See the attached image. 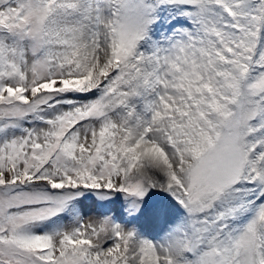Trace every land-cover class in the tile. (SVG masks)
<instances>
[{"label": "snow or ice", "instance_id": "1", "mask_svg": "<svg viewBox=\"0 0 264 264\" xmlns=\"http://www.w3.org/2000/svg\"><path fill=\"white\" fill-rule=\"evenodd\" d=\"M0 264H264V0H0Z\"/></svg>", "mask_w": 264, "mask_h": 264}]
</instances>
